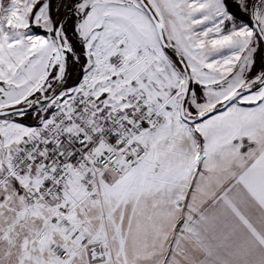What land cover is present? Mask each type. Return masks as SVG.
I'll return each mask as SVG.
<instances>
[{
  "label": "snow or ice",
  "instance_id": "obj_1",
  "mask_svg": "<svg viewBox=\"0 0 264 264\" xmlns=\"http://www.w3.org/2000/svg\"><path fill=\"white\" fill-rule=\"evenodd\" d=\"M0 264H264V0H0Z\"/></svg>",
  "mask_w": 264,
  "mask_h": 264
}]
</instances>
